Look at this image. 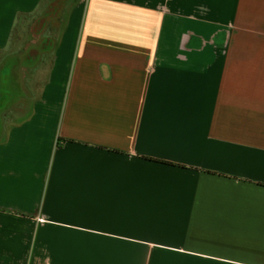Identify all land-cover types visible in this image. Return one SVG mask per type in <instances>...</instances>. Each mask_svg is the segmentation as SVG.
<instances>
[{"label":"crops","instance_id":"obj_1","mask_svg":"<svg viewBox=\"0 0 264 264\" xmlns=\"http://www.w3.org/2000/svg\"><path fill=\"white\" fill-rule=\"evenodd\" d=\"M0 264H264V0H0Z\"/></svg>","mask_w":264,"mask_h":264}]
</instances>
